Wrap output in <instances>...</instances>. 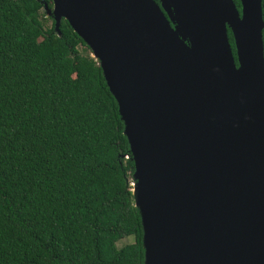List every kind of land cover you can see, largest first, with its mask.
I'll use <instances>...</instances> for the list:
<instances>
[{"label": "water", "instance_id": "obj_1", "mask_svg": "<svg viewBox=\"0 0 264 264\" xmlns=\"http://www.w3.org/2000/svg\"><path fill=\"white\" fill-rule=\"evenodd\" d=\"M51 1L118 104L143 264H264L262 0Z\"/></svg>", "mask_w": 264, "mask_h": 264}, {"label": "trees", "instance_id": "obj_2", "mask_svg": "<svg viewBox=\"0 0 264 264\" xmlns=\"http://www.w3.org/2000/svg\"><path fill=\"white\" fill-rule=\"evenodd\" d=\"M45 6L0 0V264H143L118 104L90 49L65 19L55 30Z\"/></svg>", "mask_w": 264, "mask_h": 264}, {"label": "rangeland", "instance_id": "obj_3", "mask_svg": "<svg viewBox=\"0 0 264 264\" xmlns=\"http://www.w3.org/2000/svg\"><path fill=\"white\" fill-rule=\"evenodd\" d=\"M47 16H48V15H47ZM48 17H49V16H48ZM47 25H48V26L50 25V21H48ZM91 56H92V54H91ZM134 182H135V180L132 179V183H131L132 190H133ZM132 242H133V238H132V237H128V238H126V239H123V240L119 241V242L117 243V246H118V247H122L123 245L128 244V243H132Z\"/></svg>", "mask_w": 264, "mask_h": 264}, {"label": "bare ground", "instance_id": "obj_4", "mask_svg": "<svg viewBox=\"0 0 264 264\" xmlns=\"http://www.w3.org/2000/svg\"><path fill=\"white\" fill-rule=\"evenodd\" d=\"M162 256H161V258H162V260H163V264H170L169 263V257L164 253V252H162Z\"/></svg>", "mask_w": 264, "mask_h": 264}]
</instances>
